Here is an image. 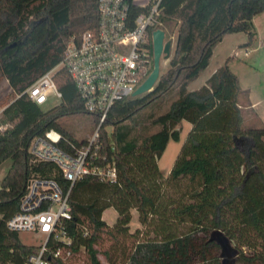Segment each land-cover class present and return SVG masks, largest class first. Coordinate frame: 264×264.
<instances>
[{"label": "trees", "instance_id": "trees-1", "mask_svg": "<svg viewBox=\"0 0 264 264\" xmlns=\"http://www.w3.org/2000/svg\"><path fill=\"white\" fill-rule=\"evenodd\" d=\"M142 11L130 8V18ZM263 12L264 0H160L158 23L176 24L167 69L149 92L115 103L96 131L92 165L113 167L115 179L83 176L70 187L55 165L33 162L28 147L48 131L60 136L56 147L67 155L87 145L62 122L86 114L78 93L62 67L53 75L57 106L42 111L24 92L59 66L70 37L95 28L97 0H0V77L13 95L1 111L0 165L9 166L0 180V264H24L38 251L6 229L29 179L53 180L63 194L69 189L70 220L59 222L68 243L48 246L70 256L83 250L88 264H102L99 254L105 264H264V121L243 127L247 92L227 62L204 86L186 90L225 35L243 33L241 48L252 45V19ZM147 49L151 57L150 41ZM169 93L174 99L164 113L138 115ZM181 122L190 130L164 177L157 161L169 141L178 142ZM93 125L92 135L94 117ZM148 128L156 131L146 134ZM106 209L116 214L112 226L101 219ZM131 209L139 228L129 233ZM213 231L227 241L224 252L210 239Z\"/></svg>", "mask_w": 264, "mask_h": 264}, {"label": "built area", "instance_id": "built-area-1", "mask_svg": "<svg viewBox=\"0 0 264 264\" xmlns=\"http://www.w3.org/2000/svg\"><path fill=\"white\" fill-rule=\"evenodd\" d=\"M159 3L160 0H97L95 28L70 37L64 46L59 66L71 79L83 111L98 121L97 129L109 109L117 102L132 98L134 90L148 76L152 60L147 45L151 33L160 26L157 21ZM132 7L143 11L130 18ZM246 55L243 52V56ZM57 67L41 75L25 90L35 105L40 107L50 95L60 100L61 94L53 81ZM97 129L87 145L73 155L56 147L60 136L53 131L32 139L28 153L35 163L55 165L70 187L83 176L94 177L99 182H113V167L100 168L91 162L95 156ZM68 194L69 189L63 194L53 180L29 179L26 182L18 211L6 222L10 232L42 238L37 253L29 256L24 264H51V259L65 261L70 257L66 248L50 249L48 246L49 240L68 243L59 223L70 220Z\"/></svg>", "mask_w": 264, "mask_h": 264}, {"label": "rangeland", "instance_id": "rangeland-1", "mask_svg": "<svg viewBox=\"0 0 264 264\" xmlns=\"http://www.w3.org/2000/svg\"><path fill=\"white\" fill-rule=\"evenodd\" d=\"M158 28L164 32V42L166 41L171 42V49H170V55H169V58H170L173 48H174V43H175L176 24L174 22H171V23H168L167 25H160L158 26ZM150 43H151V39H150ZM257 46H258L257 43H255V47H252L254 48V50L251 49L247 58H243L242 57L243 52L239 51L237 53L239 58L232 59L233 63L231 64V70L233 72H236L237 75H240V76L242 75L241 74L242 71L246 72L245 78H242L241 80L242 81L241 84L259 86L260 88H259L258 95L260 96L263 95L264 97V43L263 44L261 43L259 47ZM169 58L164 59L161 56L160 61H159V75H161L162 73L166 71ZM151 60H152V56H151ZM59 68L60 66H58L56 70H58ZM151 68H152V64H151ZM172 95L173 94L171 93L163 95L160 99H157L156 101L148 105L138 115H147L150 113L159 115V114L164 113L167 109L168 103H170V101L174 99L172 98L173 97ZM12 98H13V95L10 89L8 88L7 83L5 82L4 79L0 77V130H3L5 128V125L2 124V120H1V111L3 110L5 105L12 100ZM59 102L60 100L50 95L48 96L47 101L43 105L40 106V109L42 111H47L57 106ZM62 122L64 126L66 127V129L76 139L78 140L88 139L89 140L91 138L92 136L91 132L92 130H94L93 116L86 115V114L72 115L67 118H63ZM108 131L110 130L108 129ZM153 131H156V130H154L153 128H148L146 134H150ZM183 140H184V136L182 135L180 144L183 142ZM174 145H176V143L171 142V147H169L168 150L163 153V155L161 156L159 160L158 169L161 172V174L169 172L172 166V163L177 155L175 154L172 156ZM169 159H171V161ZM8 166H9V161H4L0 165V180L5 174ZM163 176L165 177L166 175H163ZM107 212H108L107 214H103V218L105 220H107L108 214H112V218L115 219L116 214L113 210L108 209ZM129 213H130V222L128 224V232L132 233L135 230V228H139V223H138L136 211L131 209ZM18 239L23 245L31 246V247H36L40 242H42V238L36 237L33 234H26V233H19ZM107 245L108 243L105 242L98 249L102 251L103 249L107 247ZM97 258L100 263L105 264V260L101 254H99ZM136 258H137V261L140 262L142 260L141 253L137 254ZM64 264H88L87 256L83 250H80L78 253L73 254L68 259H66L64 261Z\"/></svg>", "mask_w": 264, "mask_h": 264}, {"label": "crops", "instance_id": "crops-1", "mask_svg": "<svg viewBox=\"0 0 264 264\" xmlns=\"http://www.w3.org/2000/svg\"><path fill=\"white\" fill-rule=\"evenodd\" d=\"M252 25H253L255 35H254L253 43L250 47L241 48V46L246 42V36L243 33L225 35L222 38V40L220 41V43H218L213 48L212 55H211V58L209 60L207 67L204 69V71H202L200 73V75L195 80L190 82L186 87V90L188 92L198 90L200 87L205 85L206 80L220 66H222L225 62H227V66H228L230 72L237 79L238 86H239L240 90L247 92L248 106L243 107L241 109L243 127H245V128L259 127L264 121V97H263V95L262 96L258 95L260 87L259 86H253V85H247V84L242 85L241 80H242V78H245L246 72L242 71L241 72L242 75L240 76V75H237L236 72H233L231 70V64L233 63L232 59H235V58L238 59L239 58L237 55V53L239 51L246 52L247 55L244 57L242 54V57L247 58L251 49L254 50V48H252V47H255V43H257V45H258L257 47H259V45L261 43L262 44L264 43V12L256 15L252 19ZM179 127H180L179 139H178V142H176V145L173 146L174 150H173L172 156L177 154L179 151V148L182 144V143L180 144V140L182 138V135L185 138V135L190 130V125L186 122H181ZM171 142L172 141H169L167 143L164 152L167 151L169 147H171ZM173 143H175V142H173ZM159 160L157 161V167L159 165ZM169 160L171 161V159H169ZM167 174L168 173H162V175H167ZM107 210L108 209H106L105 211L102 212L101 219L103 221H105L107 223V225L110 226V225L114 224L116 217H115V219H113L112 214H108L107 220H105L103 218V214H107L108 213ZM135 229H137V228H135Z\"/></svg>", "mask_w": 264, "mask_h": 264}, {"label": "water", "instance_id": "water-1", "mask_svg": "<svg viewBox=\"0 0 264 264\" xmlns=\"http://www.w3.org/2000/svg\"><path fill=\"white\" fill-rule=\"evenodd\" d=\"M170 49L171 42H164V32L160 29L154 30L151 33L152 68L146 79L134 90L131 95L132 98L143 95L151 90L159 76L160 58L162 56L164 59H168ZM210 239L219 246L222 252L228 248L227 241L219 231H213L210 235Z\"/></svg>", "mask_w": 264, "mask_h": 264}]
</instances>
